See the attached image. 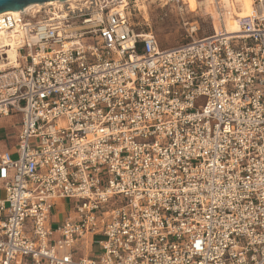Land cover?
Instances as JSON below:
<instances>
[{
  "label": "built area",
  "instance_id": "built-area-1",
  "mask_svg": "<svg viewBox=\"0 0 264 264\" xmlns=\"http://www.w3.org/2000/svg\"><path fill=\"white\" fill-rule=\"evenodd\" d=\"M220 1L169 49L127 0L0 15V264H264V0Z\"/></svg>",
  "mask_w": 264,
  "mask_h": 264
},
{
  "label": "rangeland",
  "instance_id": "rangeland-1",
  "mask_svg": "<svg viewBox=\"0 0 264 264\" xmlns=\"http://www.w3.org/2000/svg\"><path fill=\"white\" fill-rule=\"evenodd\" d=\"M127 2V12L131 25L139 32H151L156 37L161 49L178 47L189 41L185 37L184 22H196L199 26L193 38H202L213 33L212 22L209 17L211 14L210 10L203 5L194 10L190 4H183V1L178 4L171 3L165 6L163 5V0H127ZM48 8L41 7L39 15L43 16L44 11H47ZM236 9L238 10V7ZM230 17H235L234 13ZM213 20V23L217 25L218 22L215 19ZM217 27H219V24ZM18 120V115L0 118L1 142L4 143L12 139L17 132ZM0 195L3 196L4 194L1 193ZM95 240H99V238L95 237ZM92 251L93 255H97L99 247L94 245Z\"/></svg>",
  "mask_w": 264,
  "mask_h": 264
},
{
  "label": "bare ground",
  "instance_id": "bare-ground-1",
  "mask_svg": "<svg viewBox=\"0 0 264 264\" xmlns=\"http://www.w3.org/2000/svg\"><path fill=\"white\" fill-rule=\"evenodd\" d=\"M85 0H65L63 2L61 1H49L45 2L43 4H31L26 6L24 9L10 13L12 14L16 19H21L23 14L29 13L30 15L38 14L40 13L41 7H54V11H50L53 13L54 16L60 18L63 17L65 12L63 11V4H69L70 9H76V6L80 5ZM185 5H191L193 9H197L200 6H205L210 10L211 15L215 16V10L211 5V0H182ZM126 1H124L125 3ZM78 3V4H75ZM143 7V6H142ZM233 7V8H232ZM238 7V10L236 9ZM144 9V8H143ZM252 9V3L250 0H221L220 1V15L222 17V24L225 30L229 34H238L240 32L237 18H242L251 12ZM49 12V11H47ZM59 12L60 15H59ZM234 16L231 18L230 16ZM34 18V17H33ZM218 25V24H217ZM217 25L213 24L214 29H217ZM19 25L15 28L14 31L0 34V46L7 47L6 54L7 58L5 62H9L8 65H4L1 68L6 69L8 66H14L17 58V51H16V42H17V36L20 35L19 33ZM18 33V34H15Z\"/></svg>",
  "mask_w": 264,
  "mask_h": 264
},
{
  "label": "water",
  "instance_id": "water-1",
  "mask_svg": "<svg viewBox=\"0 0 264 264\" xmlns=\"http://www.w3.org/2000/svg\"><path fill=\"white\" fill-rule=\"evenodd\" d=\"M54 0H0V15L13 13L24 9L26 6L31 4H43L45 2ZM65 1V0H57Z\"/></svg>",
  "mask_w": 264,
  "mask_h": 264
},
{
  "label": "crops",
  "instance_id": "crops-1",
  "mask_svg": "<svg viewBox=\"0 0 264 264\" xmlns=\"http://www.w3.org/2000/svg\"><path fill=\"white\" fill-rule=\"evenodd\" d=\"M17 132H18V127H17ZM17 132L13 135L11 140H8V141L3 143L4 144V148H6V149L12 148V146L16 142ZM53 219H57V216H53Z\"/></svg>",
  "mask_w": 264,
  "mask_h": 264
}]
</instances>
